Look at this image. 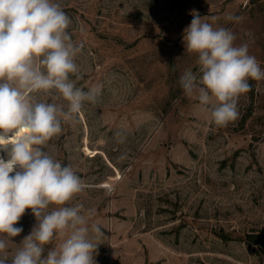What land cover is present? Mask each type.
<instances>
[{
  "label": "rangeland",
  "instance_id": "obj_1",
  "mask_svg": "<svg viewBox=\"0 0 264 264\" xmlns=\"http://www.w3.org/2000/svg\"><path fill=\"white\" fill-rule=\"evenodd\" d=\"M53 2L84 45L77 87L102 85L98 102H85L78 121L42 146L93 186L65 206L94 210L89 225L103 233L90 232L96 264H264V240L255 237H264V79L249 80L237 119L224 127L179 83L186 70L199 73L183 41L193 12L231 29L234 45L247 44L264 70V0ZM36 223L26 209L9 264Z\"/></svg>",
  "mask_w": 264,
  "mask_h": 264
},
{
  "label": "clouds",
  "instance_id": "obj_2",
  "mask_svg": "<svg viewBox=\"0 0 264 264\" xmlns=\"http://www.w3.org/2000/svg\"><path fill=\"white\" fill-rule=\"evenodd\" d=\"M192 15L183 41L187 52L197 54L199 73L186 70L179 83L216 126L224 127L237 119L249 80L264 79V70L247 44L234 45L231 29L213 28L198 13ZM71 23L53 0H0V264H9L8 244L23 232L15 225L26 209L37 223L10 264H96L98 244L90 232L96 239L103 233L98 224L89 225L94 210L82 203L65 206L93 186L42 147L62 133L63 124L78 121L85 102L94 105L101 95L102 85L77 87L83 77L76 58L84 45L67 31ZM40 95L67 104L39 100ZM117 135L123 143L125 137ZM50 205H55L51 211ZM57 236L62 242L43 255Z\"/></svg>",
  "mask_w": 264,
  "mask_h": 264
},
{
  "label": "trees",
  "instance_id": "obj_3",
  "mask_svg": "<svg viewBox=\"0 0 264 264\" xmlns=\"http://www.w3.org/2000/svg\"><path fill=\"white\" fill-rule=\"evenodd\" d=\"M255 237L259 238L258 241L259 240H264V237L263 236L255 235Z\"/></svg>",
  "mask_w": 264,
  "mask_h": 264
},
{
  "label": "bare ground",
  "instance_id": "obj_4",
  "mask_svg": "<svg viewBox=\"0 0 264 264\" xmlns=\"http://www.w3.org/2000/svg\"><path fill=\"white\" fill-rule=\"evenodd\" d=\"M89 149V148H88ZM0 155H3V153H0Z\"/></svg>",
  "mask_w": 264,
  "mask_h": 264
}]
</instances>
